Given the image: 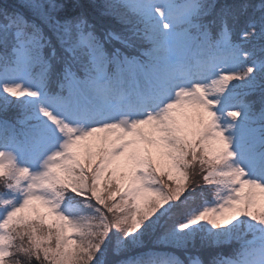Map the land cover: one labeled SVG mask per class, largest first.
Wrapping results in <instances>:
<instances>
[{
    "label": "snow or ice",
    "instance_id": "obj_1",
    "mask_svg": "<svg viewBox=\"0 0 264 264\" xmlns=\"http://www.w3.org/2000/svg\"><path fill=\"white\" fill-rule=\"evenodd\" d=\"M21 7L42 24L0 7V264H182L117 259L153 237L264 264V0Z\"/></svg>",
    "mask_w": 264,
    "mask_h": 264
},
{
    "label": "trees",
    "instance_id": "obj_2",
    "mask_svg": "<svg viewBox=\"0 0 264 264\" xmlns=\"http://www.w3.org/2000/svg\"><path fill=\"white\" fill-rule=\"evenodd\" d=\"M40 2L47 4L49 0H40ZM57 5L62 6L58 11L54 12L53 15L63 21L64 19H71L74 16H77L81 11H91V5L93 3H101L102 0H52ZM218 5L231 4L238 2V0H215ZM253 2L258 3L259 0H253ZM22 0H0V7H8L11 11L12 9H18L23 12L25 18L29 22H36L42 24V21L36 17L31 10L21 7ZM89 22L95 23V14L89 15ZM5 23V21L0 18V24ZM17 110L15 108H10L9 112L14 113ZM199 198H197L198 200ZM173 215H176V210H174ZM159 235V233H158ZM227 245L221 246H208L202 245L200 238L197 237L193 242H190L186 249H177L170 245L164 244L162 242H156L155 237L150 241H146L145 245L134 249L125 256L118 257L117 259H127L128 256H136L139 253L144 251H153L160 255H169L172 254L176 256L183 264H191V260L199 258L203 264H210V261L214 256L220 253L226 252Z\"/></svg>",
    "mask_w": 264,
    "mask_h": 264
},
{
    "label": "rangeland",
    "instance_id": "obj_3",
    "mask_svg": "<svg viewBox=\"0 0 264 264\" xmlns=\"http://www.w3.org/2000/svg\"><path fill=\"white\" fill-rule=\"evenodd\" d=\"M11 99V98H10ZM199 198V197H198ZM209 199H210V197H209ZM201 201H200V198L198 199V200H196V204H199ZM191 203V202H190ZM238 245H227V248H226V252H230L231 251V249L233 248V247H237ZM144 252H148V251H144ZM155 253V252H154ZM226 254V253H225ZM169 255H172V254H169ZM183 264V263H182Z\"/></svg>",
    "mask_w": 264,
    "mask_h": 264
}]
</instances>
